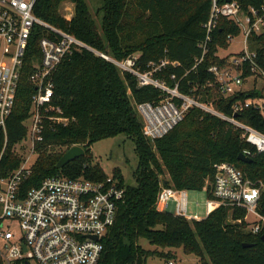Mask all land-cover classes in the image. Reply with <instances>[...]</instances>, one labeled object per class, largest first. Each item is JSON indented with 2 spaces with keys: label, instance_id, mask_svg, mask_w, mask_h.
Returning <instances> with one entry per match:
<instances>
[{
  "label": "trees",
  "instance_id": "16d2710c",
  "mask_svg": "<svg viewBox=\"0 0 264 264\" xmlns=\"http://www.w3.org/2000/svg\"><path fill=\"white\" fill-rule=\"evenodd\" d=\"M66 1L75 5L71 19L61 10V4ZM211 1L103 0L98 8L100 23L87 0H37L34 11L51 25L117 59L136 55L137 66L142 70H148L151 62L169 60L154 72L157 79L165 80L170 87L177 85L180 92L232 115V104L238 95L223 94L214 74L208 71L212 62L221 60L214 55L217 45L227 47V35L239 32L231 21L223 19L214 32L209 53L197 63L202 55L199 43L205 37L203 24ZM43 35L42 26L35 27L7 130H0V179L9 176L22 160L15 147L28 136L25 122L30 117L35 93L30 74L33 55H41L39 42ZM253 39V46L264 59V32ZM53 81V104L70 121L45 129L44 140L36 144L39 155L32 174L23 182L26 189L58 174L105 180L108 175L99 163L92 161L91 146L122 133L134 140L139 157L133 173L134 184L126 182L120 168L113 170L125 193L119 201L115 223L102 238L104 250L99 264H146L151 255H173L145 249L139 243L141 238L162 248L183 246L186 252L198 255L204 264H209L207 257L211 264H264V232L253 234L245 223L230 222L229 208L220 207L201 220H189L159 211L155 206L164 173L170 176L166 182L176 188L203 189L208 180L213 181L215 165L230 162L253 181L264 182V152H258L243 139L240 129L229 120L194 106L170 132L151 141L143 134V121L133 102H157L165 93L154 85H139L132 73L122 74L114 63L87 49L65 59ZM239 119L264 131V115L253 106L239 113ZM74 145L83 146L84 155L59 168L60 158ZM245 149L252 152V162L238 158ZM259 211L264 214V188ZM244 214L235 212L234 217Z\"/></svg>",
  "mask_w": 264,
  "mask_h": 264
},
{
  "label": "built area",
  "instance_id": "2783aa9c",
  "mask_svg": "<svg viewBox=\"0 0 264 264\" xmlns=\"http://www.w3.org/2000/svg\"><path fill=\"white\" fill-rule=\"evenodd\" d=\"M36 2L0 0L2 131L7 130L14 108L31 36L38 25L45 31L39 42L41 55H33L30 81L35 86V93L29 124L25 122L28 136L15 147L22 160L9 176L0 179V264H99L104 250L102 238L115 223L125 188L114 176L94 180L58 174L45 177L38 186L29 189L23 186L25 179L32 174L39 155L36 144L44 140L45 129L70 121L69 117L61 115L62 109L53 104V76L60 64L78 51L90 50L114 63L122 74L132 73L139 85H154L165 93V97L157 102H133L143 121V134L151 141L170 132L191 107L197 106L229 120L241 130L243 139L258 152H264V131L239 119V113L252 106L264 115V59L253 46V38L264 32V0H212L208 18L203 24L205 37L199 43L202 55L197 63L209 53L214 32L223 19L231 21L239 30L236 34L227 35V47L217 45L214 55L222 61L212 62L208 67L223 94L238 95L232 104V115L180 92L177 85L170 87L165 80L157 79L154 72L169 60L151 62L148 70H142L137 66L136 55L117 59L74 34L51 25L35 13ZM61 10L67 19L75 13L69 1L61 4ZM236 36L242 37L240 48L227 52ZM172 78H175L174 74ZM242 152L252 157L250 150ZM209 182L204 186L208 193L204 217L188 212V189L176 188L162 179L156 209L168 211L167 206L174 202L176 215L201 220L218 208L225 207L229 208L230 222L245 223L246 229L253 234L264 232V214L259 211L264 188L262 180L253 181L235 164L221 162L215 165L211 186ZM239 211L245 212L244 216L235 218V212ZM13 224H17L18 230L12 228ZM169 264L174 262L169 261Z\"/></svg>",
  "mask_w": 264,
  "mask_h": 264
},
{
  "label": "rangeland",
  "instance_id": "374dc122",
  "mask_svg": "<svg viewBox=\"0 0 264 264\" xmlns=\"http://www.w3.org/2000/svg\"><path fill=\"white\" fill-rule=\"evenodd\" d=\"M92 13L100 23L101 13H98V8L102 5L103 0H87ZM73 5L74 3L69 1ZM242 37L236 36L232 39L227 52L235 51L240 48ZM225 53V52H222ZM29 124V120L26 121ZM92 161L99 163L108 176H113V170L120 168L129 184L135 183L134 170L136 169L139 161L138 154L135 150V142L132 138L122 133L114 137L105 138L96 141L91 146ZM162 180L170 179L168 173H164L160 177ZM208 198L206 188L188 190V212L190 214H198L201 217L205 216V206ZM167 209L169 212H175V204L171 202ZM12 228L18 230L17 224H13ZM139 243L145 248L150 250H158L173 253L170 257L161 255H151L146 261V264H169V261L174 264H204L200 257L193 253H188L184 250L183 246L166 247L150 243L147 239L141 238ZM209 264V258L207 257Z\"/></svg>",
  "mask_w": 264,
  "mask_h": 264
},
{
  "label": "water",
  "instance_id": "95a60500",
  "mask_svg": "<svg viewBox=\"0 0 264 264\" xmlns=\"http://www.w3.org/2000/svg\"><path fill=\"white\" fill-rule=\"evenodd\" d=\"M237 115V114H236ZM85 153V148L81 145H74L72 147H70L68 150H66L64 152V154L62 155V157L60 158L57 166L59 168L63 167L65 164H67L68 162L84 155ZM238 158L244 162H252L253 158L246 155L245 153L241 152L238 156ZM263 239H264V234H263ZM245 246H250L251 244L249 243H245Z\"/></svg>",
  "mask_w": 264,
  "mask_h": 264
}]
</instances>
